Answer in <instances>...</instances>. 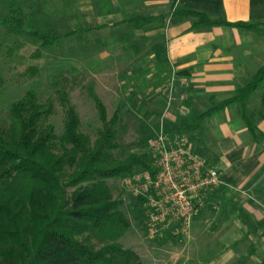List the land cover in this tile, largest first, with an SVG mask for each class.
Listing matches in <instances>:
<instances>
[{"label": "rangeland", "instance_id": "obj_1", "mask_svg": "<svg viewBox=\"0 0 264 264\" xmlns=\"http://www.w3.org/2000/svg\"><path fill=\"white\" fill-rule=\"evenodd\" d=\"M146 10L137 0H0V127H8L10 123V106L33 91L46 110L45 125H53L60 134L63 109L57 91L64 88L79 116L80 131L90 142L102 128L92 95L104 104L108 120L117 112L118 157L131 153L149 156V144L161 130L175 136L174 132L181 131V127L171 128L164 115L177 111L183 117L182 103L186 100L185 97L179 100V95L178 105L175 104V84L169 66L165 60L157 61L162 56H153L154 51L162 54L157 50L162 36L151 37L152 34L146 35L143 29L125 22L137 15H147ZM13 17L20 20L22 34L15 32ZM102 25L106 28L94 29ZM88 29L92 30L86 32ZM33 32L63 38L46 50L36 44ZM237 32L258 57V64L253 66L256 72L264 63V34ZM69 34L73 35L65 37ZM263 93L264 83L254 96L259 105ZM201 105L200 100L198 106ZM194 114L195 117L199 113L195 110ZM214 116L213 131L206 130L205 137L201 136L196 143L201 142V148L207 146L208 152L216 156L226 143L220 129L225 116L221 113ZM179 135V142H184L183 133ZM215 139L217 142H213ZM141 170L144 169L136 171ZM122 179L108 181L114 199L120 202V210L130 221V228L119 243L135 251L144 264H259L264 257V225L257 224L242 239L243 235L226 238L213 226L206 224L200 229V222H192L191 241L158 247L147 238L138 218L139 200L125 189ZM239 198L241 206L250 204L256 210L260 207L247 195ZM235 211L239 218H245L241 212L252 218L244 208L235 207L230 209L233 218ZM223 212L221 209L218 216Z\"/></svg>", "mask_w": 264, "mask_h": 264}, {"label": "trees", "instance_id": "obj_2", "mask_svg": "<svg viewBox=\"0 0 264 264\" xmlns=\"http://www.w3.org/2000/svg\"><path fill=\"white\" fill-rule=\"evenodd\" d=\"M169 17L189 21L191 30L221 27L264 34V24L229 22L223 15L214 17L192 10H176L167 17L137 15L125 22L146 29L164 26ZM14 21L15 32L21 33L20 20ZM31 36L46 50L63 38L37 32ZM263 83L264 63L235 96L181 129H196L205 119L237 105L248 131L256 136L255 116L260 113L264 117V93L259 111L249 110L247 105ZM57 94L63 109L60 134L53 125H45L46 110L33 91L10 106V123L0 127V264H144L135 251L119 243L130 221L120 210L108 181L137 169H149V156L116 155L118 114L108 120L106 108L96 95L92 98L102 128L90 142L80 131V119L67 90L60 89ZM138 218L142 222L141 216ZM152 242L163 247L176 240ZM259 264H264V257Z\"/></svg>", "mask_w": 264, "mask_h": 264}, {"label": "crops", "instance_id": "obj_3", "mask_svg": "<svg viewBox=\"0 0 264 264\" xmlns=\"http://www.w3.org/2000/svg\"><path fill=\"white\" fill-rule=\"evenodd\" d=\"M137 1L140 7L147 9L148 14L145 16L170 15L176 10H192L214 17L223 15L229 22L264 24V0ZM105 13L108 14V12ZM114 13L120 15L117 12ZM190 28L189 21L178 17L167 18L166 24L161 27L143 28L146 35L152 34L151 37L154 38L156 35L162 36L161 43L157 45V50H160L159 53L162 54L159 55L154 51L153 56L156 58L162 56L169 66L175 84V104H177L179 95V100L183 97L186 100L182 103L185 107V112H181L183 117L178 116L180 112L177 113V111L164 115V120L170 122L171 128L173 126L174 128L188 127L193 118L214 108L221 101L235 96L239 88L250 81L252 74L255 73L253 66L259 61L249 45L244 44L239 38L236 29L216 27L191 30ZM124 39V35H121V41ZM254 96L248 102L247 108L259 111L261 105L259 101H256L257 99H254ZM200 100L203 105L198 106ZM195 110L199 114L194 117ZM220 113L225 116V123L220 125V129L226 143L223 150H218L219 153H216L218 155L214 156L208 152L207 146L201 148L202 143L197 144L196 142L204 136L203 133L206 130L213 131L214 121H216V119L213 120L214 115ZM214 115L200 122L196 129H182L174 132L173 138L179 142L177 135L183 133L184 142L182 143L220 174L222 184L214 195L218 203V211L215 213L205 211L195 218L193 223L200 222V229L206 224L213 226V230L226 234V238L243 235V237L240 236L243 239L253 230V224L264 225V207H262L264 199V117L260 113L255 116L258 134L253 136L245 126L237 105L230 106ZM213 142H217V139ZM245 195L255 201L261 209L259 210V207L256 210L250 204L241 206L238 201L239 196ZM233 207L237 210L244 208L252 218L246 216L245 212H241L245 218H239L236 211L233 218L232 215L230 216V209ZM221 209L224 212L218 216ZM188 240L191 241V231Z\"/></svg>", "mask_w": 264, "mask_h": 264}, {"label": "built area", "instance_id": "obj_4", "mask_svg": "<svg viewBox=\"0 0 264 264\" xmlns=\"http://www.w3.org/2000/svg\"><path fill=\"white\" fill-rule=\"evenodd\" d=\"M149 159V169L124 176L123 185L139 200L142 225L150 241L184 243L195 218L204 211H218L214 195L222 184L220 174L162 130L149 144Z\"/></svg>", "mask_w": 264, "mask_h": 264}]
</instances>
